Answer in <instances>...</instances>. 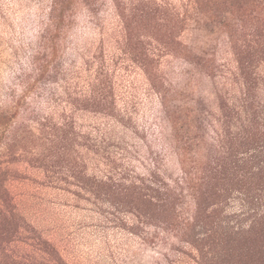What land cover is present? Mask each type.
Masks as SVG:
<instances>
[{
	"label": "rangeland",
	"instance_id": "1",
	"mask_svg": "<svg viewBox=\"0 0 264 264\" xmlns=\"http://www.w3.org/2000/svg\"><path fill=\"white\" fill-rule=\"evenodd\" d=\"M66 1L0 0V264H264V0Z\"/></svg>",
	"mask_w": 264,
	"mask_h": 264
},
{
	"label": "trees",
	"instance_id": "2",
	"mask_svg": "<svg viewBox=\"0 0 264 264\" xmlns=\"http://www.w3.org/2000/svg\"><path fill=\"white\" fill-rule=\"evenodd\" d=\"M59 1H61V0H52L51 6L45 12V15H46L45 17L46 18H45V22H43V23H45V27L43 28V32L44 33H52L51 32L52 31V27L57 26L58 23L61 24V22L63 20L62 15H61V13L63 11V8L65 7V6L63 7V5L64 4H67L68 1L63 0L64 3L62 5H60V6H59ZM86 1L87 2H91L92 4L95 2V0H86ZM68 4H70V3H68ZM0 11H1V6H0ZM40 48H41V44H39L38 49H40ZM35 54L36 55H34L33 58H34V60L36 62L37 59H38V57H39V55H41V52L36 51ZM149 56L150 55H148V52L147 53H144V58L147 59V58H149ZM34 67H36V66H34ZM0 120H7L6 112H1V114H0ZM261 137L264 138V132L261 135ZM254 152L257 153V149H254ZM254 152L252 153L251 150H248L246 153H244V155L242 154L243 157H241L242 159H240V160H242V162L244 164L249 163L250 161H252L253 159L256 158V155H254ZM260 154L264 158V147H261ZM261 163H262V165H264V159H262ZM262 217H264V216H262ZM261 243H262V245L259 246V248H260V250H262V253H264V239H263V241Z\"/></svg>",
	"mask_w": 264,
	"mask_h": 264
}]
</instances>
